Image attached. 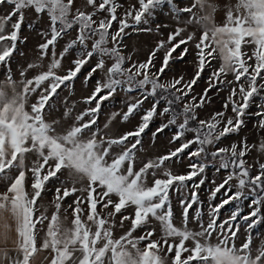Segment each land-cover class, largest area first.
I'll return each instance as SVG.
<instances>
[{
    "label": "snow or ice",
    "instance_id": "1",
    "mask_svg": "<svg viewBox=\"0 0 264 264\" xmlns=\"http://www.w3.org/2000/svg\"><path fill=\"white\" fill-rule=\"evenodd\" d=\"M0 6L11 8L7 15L0 17V65L8 64L17 51L26 10L47 16L49 27L44 34L45 42L39 45L40 59L50 53L46 70L33 78L28 79L22 71L21 76L25 78L18 84L9 70L6 80L0 83V182H4V191L0 192V242L7 243L14 230L12 243L17 253L12 257L7 249L0 248V260L7 264H32L38 252L48 251L49 257H45L48 264H264V242L253 247L251 234L252 229L264 222L261 215L264 162L258 163V171L252 175L254 165H248L244 159L251 150L246 140L208 151L209 146H216L222 138L240 130L250 101L264 90V0H236L235 4L223 5L224 19L219 24L215 20L218 5L212 0H190L183 7L177 0H137L123 15L118 14L122 7L118 0H84L82 5L77 0H0ZM165 7L184 27L175 28L166 40H160L143 62L122 55V41L129 34L126 30L151 31L140 26ZM188 25L197 28L199 37L196 32L184 34ZM70 30H75L77 35L57 58V41ZM193 41L197 57L193 77L185 81L180 76L168 83L162 82L170 61L182 60L188 54L187 45ZM77 45L80 51L72 67L63 75L58 74L63 58ZM161 49L164 53L161 65L152 72L154 58ZM177 49L180 52L174 56ZM93 57H97V63L87 79L98 70L104 72V79L97 81L92 93L84 99L89 107L74 117L71 109L66 110L62 119H72L67 126L60 120L46 119L57 90L62 85L69 86L68 82ZM105 57L112 60L110 66L106 65ZM214 60L219 64L210 73L208 87L199 96H191L190 102H184ZM37 67L41 65H28V69ZM229 75L231 80L227 79ZM219 86L229 89L223 106L225 111L216 112L209 119H199L196 109L208 103V93ZM118 89L139 90L142 95V99L127 105L121 117L125 122L145 100L156 99L136 130L111 136L106 130L119 114H113L103 129L97 126V121L102 102L114 96ZM161 100L168 107L159 114L171 115L168 124H176L183 117L171 141L182 142L174 150L137 168L136 151L141 134L157 114ZM177 103H183L179 111L172 107ZM229 108L232 116H226ZM255 115L260 117L259 128L264 129V106ZM168 124L157 131L162 132ZM186 133H191V138L182 139ZM194 145V150L188 153L190 159L219 158L221 169H232L215 188L213 198L221 189L227 195L233 180L237 181V190L210 207L207 223L199 211L190 220L189 209L196 201L193 193L191 201L181 202V220L177 225L170 190L173 186H185L186 181L203 173L206 165L190 163L187 174H174L166 162L179 159L181 153ZM259 150L264 152V142ZM30 157L34 159L26 163ZM64 173H67L66 179L60 180L52 201L55 211L49 216L47 208L38 201L47 183L53 177L59 180L58 174ZM245 189L252 196L251 211L240 217L237 206L229 218L221 220L220 211L225 205L247 198ZM69 197L73 198L72 203L63 209L62 217L61 209ZM41 208L44 210L40 211ZM69 210L71 226H67ZM238 217L246 222V235L239 245ZM153 221L159 226L158 238H154L157 228ZM192 221L196 229L189 227ZM125 222L127 230L116 237L115 229H123ZM137 230H142L138 236L134 235Z\"/></svg>",
    "mask_w": 264,
    "mask_h": 264
},
{
    "label": "rangeland",
    "instance_id": "2",
    "mask_svg": "<svg viewBox=\"0 0 264 264\" xmlns=\"http://www.w3.org/2000/svg\"><path fill=\"white\" fill-rule=\"evenodd\" d=\"M83 2L84 0H77L78 5H82ZM118 3L122 6L120 9H118V14L123 15L125 9L137 4V0H118ZM177 3L179 6L183 7L185 4L190 3V0H177ZM10 10V6H0V17L7 15ZM13 20H15V17H13ZM48 27L49 20L47 16H37L30 10L25 11V20L21 28V38L17 42V51L13 54L8 64L0 65V83L6 80L9 70L11 71L13 80H15L18 84L22 79L25 78L21 76L22 71L26 73V77L28 79H31L39 72L46 70L48 63L50 62V53L48 57H45L43 60H41L39 45L45 42L44 34L47 33ZM140 27L151 29V31L137 32L133 31L131 28L127 29L126 31L129 34L123 38L121 54L125 57H131L132 61L143 62L148 58L150 51L157 46V43L160 40H166L170 32H172L177 27H184V25L182 22H178L171 15L170 10L165 7L158 10L154 17L149 18V22L147 24H143ZM190 32H196L197 37L200 35V32L197 31L196 27L188 25L186 28V33L184 34L186 35ZM76 35L77 33L75 30H70L68 35L58 39L56 44L57 58H59V54L67 46V44L75 39ZM91 44L92 41L89 40V48H91ZM194 44L195 41L190 42L187 45L189 51L182 60L174 59L170 61L169 67L165 70L164 75L161 77L162 82L168 83L174 78H179L180 76H183L185 81L190 80L193 77L197 63L196 49ZM111 46L112 44L109 43L108 47ZM182 47L184 46L182 45ZM79 51V45L69 51V54L63 58L62 68L58 70V74L63 75L69 67H72V61L77 58ZM179 52L180 49H177V53H174L173 55L177 56ZM163 54V49L157 53V56L153 61L155 68L151 69L152 72H156L160 67ZM104 59L106 61V65L110 66L112 60L108 57H105ZM96 63L97 57H93L89 63L83 66L77 77L73 81L68 82L69 86L65 87L62 85L61 88L57 90L58 95L54 96L50 101L52 108L50 110V115H48L46 119L49 121L60 120L62 125L67 126L72 123V119H68L67 121L62 119L63 113L66 110L71 109L72 116L74 117L85 108L89 107V105L84 103V99L92 93L96 87L97 81H103L104 79V72L99 70L92 75L91 79H87L90 69ZM29 64H38L41 65V67L28 69ZM218 64L219 61L214 60L211 66L205 68L204 72L201 74L200 80L197 81V85L194 87V91L190 93L189 97L184 98V102H190L191 96H199L204 91V89L208 87L210 73L216 67H218ZM86 79L87 83H85ZM227 79L231 80L232 76L229 75ZM172 90L175 92V89ZM7 91L9 94L11 93L10 88L7 89ZM175 93L176 95H180L178 92ZM208 97L209 102L205 103L202 108L196 109L199 119H209L214 113L225 111L223 106L229 97V89L227 86L213 88L208 93ZM31 99L34 102L35 96H33ZM138 99H142V95L139 90L126 92L123 89H118L114 96L102 102L97 126L103 129L104 124L111 119L113 114L118 113L119 115H117L114 120H111L110 128L106 130L108 131L109 135L119 136L125 132L136 130L138 125L142 123V116L152 107V104L155 102V100L150 97L148 100H145L137 110L134 111V113L129 117L128 121H122L121 117L123 113L127 111V105L135 103ZM179 104L183 107V103ZM262 106H264V90H261L260 95L254 96L250 101L249 107L246 110V115L242 117L244 123L240 130L222 138L216 146H209L208 148V150L215 151V147H230L233 144H239L241 141L246 140L251 150L247 153L244 159L248 165H254V167L251 168L252 175L257 173L258 163L264 162V152L259 150L260 144L264 142V129L259 128L258 121L260 120V117L255 115V113L262 110ZM164 107H168L167 102L161 100L157 107V114L149 122V127L145 129L144 133L141 134V144L138 145V151L134 150L136 151L137 168L149 160H155L158 157L174 150L182 142V140L171 142L177 131V125L182 122V118H179L176 124H168L169 120L171 119V115L159 114L163 111ZM232 115L233 113L229 108L226 111V116ZM85 119H87V117H85ZM165 124H168V127L164 128L162 132H158L157 130ZM153 133H156L155 137L153 136ZM191 136V133H186L185 137L182 139H188L191 138ZM195 147L196 146L194 145L192 149L185 150L184 153L180 154L179 159L173 158L172 161L166 162L167 166L173 171L174 174H187L191 170L189 168L190 163H200L196 157H192L190 159L188 155V153L191 150H194ZM119 150V147H117L116 151ZM32 159H34V157H30L26 163L30 164ZM231 171L232 169L226 171L222 170L217 165L206 166L203 173L193 177L192 180L186 181L185 186H173V189L170 190L169 195L177 225H179L181 220V202L191 201L193 193L196 194V201L193 203L192 208L189 209L190 220L195 216V213L199 211L203 215L204 222L207 223L210 207L220 203L224 199H227L228 196L232 195V193L237 190V181L233 180L230 182L232 185L231 191L228 192L227 195H225V189H221L219 193H216L215 198H213L212 195L217 185L221 184ZM58 175L60 176V179L58 180L57 178L53 177L47 183L46 191L42 193V199L38 201V204H43L44 207L47 208L49 216L55 211L54 205L52 204V201L55 197V190L57 187H60V180L66 179L67 173ZM28 176L29 179L27 180V184L29 185L28 190L30 191L31 173H29ZM148 179L149 182H151V176H149ZM201 180H203V183H200ZM196 185H198V187ZM227 187L228 186H226V188ZM2 191H4V182H0V192ZM77 195L81 194L77 193ZM245 195L247 198H242L239 201H231L229 204L225 205V207L220 211V219L224 220L229 218L237 206L240 210V217L247 215L251 211L250 202L252 196L248 194L247 189H245ZM72 199V197H69L64 201L63 207L61 209L62 217L64 215L63 209L66 208L68 204L72 203ZM43 210L44 208L40 209V211ZM37 215H39V212ZM67 215L69 218L67 226H71V210L68 211ZM261 215L264 216V209H262ZM240 217H238L236 221V223H238L241 228L239 239L237 240L238 245L246 235L244 231L246 222ZM118 220L119 217H117V222ZM152 223L153 226L157 228V236L154 238H158L160 235L159 226L155 221ZM127 227V222H125V227L123 229L117 227L115 229V236L119 237V235L127 230ZM189 227L193 229L197 228L194 221L189 224ZM141 231L142 230H137L134 235H140ZM251 234L253 237V247H258L262 242H264V222H261L254 229H252ZM40 235L43 236L44 233L41 232ZM45 257H49L48 251L38 252L34 256L32 264H48ZM0 264H7V261L5 263L4 260H0Z\"/></svg>",
    "mask_w": 264,
    "mask_h": 264
},
{
    "label": "crops",
    "instance_id": "3",
    "mask_svg": "<svg viewBox=\"0 0 264 264\" xmlns=\"http://www.w3.org/2000/svg\"><path fill=\"white\" fill-rule=\"evenodd\" d=\"M212 2L218 5V10H217L216 15H215V20L219 24L224 19L225 9L223 8V5L228 4V3L235 4L236 0H212ZM9 223L11 224L12 222L9 221ZM13 228H14V224H13ZM9 235H10V239L8 240L7 243L0 242V248L7 249L9 252V255L12 257H15L17 255V253L13 250L14 244L12 243V240L15 239L14 230L12 232H10ZM4 262L6 263V261H4Z\"/></svg>",
    "mask_w": 264,
    "mask_h": 264
},
{
    "label": "trees",
    "instance_id": "4",
    "mask_svg": "<svg viewBox=\"0 0 264 264\" xmlns=\"http://www.w3.org/2000/svg\"><path fill=\"white\" fill-rule=\"evenodd\" d=\"M172 92H174L173 90H171ZM175 93V92H174ZM176 94V93H175ZM167 95V94H166ZM153 98V97H152ZM154 100L156 99V98H153ZM175 110H177V111H179V110H181L182 109V106H180V104L179 103H177V104H174L173 106H172ZM180 118H182V120H183V117H180ZM209 152H211L212 150H208ZM199 161H200V163H204L206 166H215V165H217V166H219L220 165V159L219 158H217L216 160H212V158L209 156L207 159H203V158H201V159H199ZM222 170H225V169H222ZM227 170H229V169H227ZM226 171V170H225Z\"/></svg>",
    "mask_w": 264,
    "mask_h": 264
}]
</instances>
